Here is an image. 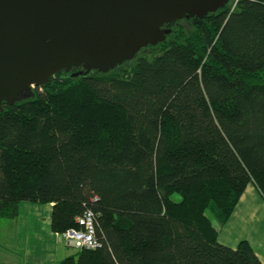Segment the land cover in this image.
<instances>
[{
  "label": "trees",
  "instance_id": "obj_1",
  "mask_svg": "<svg viewBox=\"0 0 264 264\" xmlns=\"http://www.w3.org/2000/svg\"><path fill=\"white\" fill-rule=\"evenodd\" d=\"M183 19L150 54L0 110V218L53 203L62 233L94 214L98 246L59 264H264L218 239L248 185L264 197V0Z\"/></svg>",
  "mask_w": 264,
  "mask_h": 264
},
{
  "label": "water",
  "instance_id": "obj_2",
  "mask_svg": "<svg viewBox=\"0 0 264 264\" xmlns=\"http://www.w3.org/2000/svg\"><path fill=\"white\" fill-rule=\"evenodd\" d=\"M228 0H0V110L32 86L72 67L108 72L147 45L166 39L165 26L204 17Z\"/></svg>",
  "mask_w": 264,
  "mask_h": 264
},
{
  "label": "crops",
  "instance_id": "obj_3",
  "mask_svg": "<svg viewBox=\"0 0 264 264\" xmlns=\"http://www.w3.org/2000/svg\"><path fill=\"white\" fill-rule=\"evenodd\" d=\"M53 203L23 201L14 219L0 218V264H59L74 253L60 233L52 230ZM218 239L236 247L247 239L264 261V197L248 185ZM72 247V246H69Z\"/></svg>",
  "mask_w": 264,
  "mask_h": 264
},
{
  "label": "built area",
  "instance_id": "obj_4",
  "mask_svg": "<svg viewBox=\"0 0 264 264\" xmlns=\"http://www.w3.org/2000/svg\"><path fill=\"white\" fill-rule=\"evenodd\" d=\"M78 227H73L60 233L67 245L75 248H94L98 246L94 214L86 211L78 218Z\"/></svg>",
  "mask_w": 264,
  "mask_h": 264
},
{
  "label": "rangeland",
  "instance_id": "obj_5",
  "mask_svg": "<svg viewBox=\"0 0 264 264\" xmlns=\"http://www.w3.org/2000/svg\"><path fill=\"white\" fill-rule=\"evenodd\" d=\"M237 2H238V0H228V3H227V4L230 6L231 9H233V8H235ZM192 22H193L192 19H190V20L181 19V20H179V21H176L175 24H174V26H173V28H171L170 33H168V34L166 35V38H167V39H171V38H173V37H174V33H175V32H178V31H181V28H183V27L186 28V31H187L188 29L191 28V26H192ZM156 45H157V44H156ZM156 45H147V46H145V47H142V48L138 51L139 55H141V54H150V53H152L153 51H155V50H157V49L159 48V47L155 48ZM76 69H77V68L72 67V68L69 70V72H75ZM79 70H80V69H79ZM32 88H34V86H32ZM30 91H31V90H30ZM172 197H173L175 200H179V199H180V195H179L178 193L173 194ZM66 248H67V250H69V252H74V251L76 250L75 247H69V246H67Z\"/></svg>",
  "mask_w": 264,
  "mask_h": 264
},
{
  "label": "flooded vegetation",
  "instance_id": "obj_6",
  "mask_svg": "<svg viewBox=\"0 0 264 264\" xmlns=\"http://www.w3.org/2000/svg\"><path fill=\"white\" fill-rule=\"evenodd\" d=\"M77 68L81 69L80 67H77Z\"/></svg>",
  "mask_w": 264,
  "mask_h": 264
}]
</instances>
